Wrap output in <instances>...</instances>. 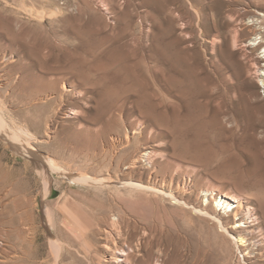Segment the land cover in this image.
Instances as JSON below:
<instances>
[{"label":"rangeland","instance_id":"obj_1","mask_svg":"<svg viewBox=\"0 0 264 264\" xmlns=\"http://www.w3.org/2000/svg\"><path fill=\"white\" fill-rule=\"evenodd\" d=\"M32 7L37 21L20 17L26 48L33 50L43 35H53L62 40L58 58L80 53L101 70L97 85L88 90V108L81 105L80 114L49 107L13 109L30 147L4 141L0 134V264H87L96 247L84 223L94 221L102 204V214L110 218L107 203L121 197L143 219L127 222L126 238L145 240L143 249L153 259L156 240L172 245L195 240L197 264H264V114L257 109L258 101L264 104V89L253 76L233 71L235 63L245 67L262 50L252 54L245 46L251 37L245 29L239 44L232 43L240 28L236 20L243 17L250 24L254 14H264V0H38ZM166 52L172 59H166ZM140 61L147 68L142 77L124 79L125 67L134 69ZM116 97L119 115L103 116ZM146 103L161 116L199 117L209 132L202 147L216 157L180 158L182 146L174 142L183 138L179 128L154 126V133L147 131L154 136L139 131L137 120ZM143 147L152 149L151 158L140 157ZM51 159L75 177L81 171L119 182L111 183L110 191L73 183L62 171L49 169ZM247 169L255 172L248 175ZM130 179L156 185L164 194L120 184ZM221 194L244 200L234 209L236 215L220 205ZM214 212L224 229L246 237L245 247L237 250L229 235L204 215ZM239 223L244 225L236 227ZM94 257L101 258V250ZM182 260L193 262L188 255Z\"/></svg>","mask_w":264,"mask_h":264},{"label":"bare ground","instance_id":"obj_2","mask_svg":"<svg viewBox=\"0 0 264 264\" xmlns=\"http://www.w3.org/2000/svg\"><path fill=\"white\" fill-rule=\"evenodd\" d=\"M47 1L48 0H41V3H45ZM37 4L38 0H0V96L2 99L0 101V134L2 135L4 141L8 140L12 142V144L17 145L23 144L26 147H30L28 140H26L25 138L28 136V133L22 127V124L21 126H19L17 125V121H14L16 120V117L12 115L14 114L13 109H17L19 111L22 110L21 108H25L26 110L49 107L52 109H56V111L59 112L65 109H69L71 115L72 113H74L75 115L79 111L83 112L84 109H82V107L88 108V100L89 98H91V96L88 95V90L97 85L95 76L97 75V72H100L101 70L98 65L92 64L90 60H88L85 56H82L83 54L80 53L67 52V54L62 56V58H58L56 55V51H60L59 48L61 46V39L53 35H43L40 46L37 48L35 47L33 50L26 48V44L24 42V27L22 21L20 20V17L24 15L29 19H34L37 21L39 15L32 9V6H36ZM7 9H9V11H7ZM8 12L10 13L9 18L6 17ZM5 13L6 16H4ZM232 19L235 18L233 17ZM236 21V23H240V28L239 30L236 29L234 31L232 43H238L237 39H239V36L241 35L242 31L244 32L245 29L251 33L250 35L252 37H249V39H247L248 43H246L245 46L250 49L251 53H256L257 51L262 50V56H251L248 59V64H245V67L240 65L239 63H235L233 66V71L237 76H239L242 72H245L247 75L253 76L254 79L257 80V84H260L259 87H262L264 89V14H254L251 18V23L248 25L246 24L243 17H240V19L238 18ZM214 45L216 46L215 42ZM167 54L169 55V53ZM171 54L174 56L173 53ZM166 55H164L163 58H166L168 56ZM214 55L215 59H219V54L216 53ZM170 56L171 55H169L166 59H172V57ZM161 57L159 58V56H155V60H161ZM168 61L171 62L173 60ZM171 63L169 64L172 65ZM144 71L146 72L147 68L145 64H143V61H140L138 66H134V69L128 66L125 67L123 76L124 79H129L133 76H137L140 78L142 77ZM230 73L232 72L230 71ZM233 80L231 79V81ZM253 97L255 98V100H260L257 93H253ZM117 98L119 97H116L112 102H110L109 107L104 110L103 116L115 114L119 115L122 108L120 109L121 105H118L119 99ZM250 98L252 99V96ZM89 101H91V99ZM258 102L257 109L262 114H264V104H258ZM152 108V104L146 103L145 109L141 111V116L139 117L140 119L137 120L140 128V130L138 129L139 131H142L143 133H148L147 131H149L150 133H154V126L157 128L165 127L173 130L179 128L178 130L183 135V138L178 139V136L177 139L174 140V142L175 145L182 146V152H178V156L180 158L191 161H204L207 158L216 157V154H209L207 150H204L202 147L206 144L205 140H208L209 138V132H207L206 129L202 126L203 122L201 125L199 117L192 114H187L184 116L176 114H172L169 116L167 114H164V116H161L152 111ZM82 112L81 115L84 116L85 114H82ZM84 112L87 113L88 111ZM86 120L88 121L89 119ZM262 121H264V116L262 117ZM151 135L149 134V136ZM149 136L148 139L151 140L154 135L152 137ZM151 153H153L152 149L148 150L147 148L143 147L142 151L140 152V157L149 156ZM136 161L137 159H135L130 165L135 166ZM47 164L49 166V169L52 168L57 169L58 171H62L65 176H67L66 178H69L73 183L91 187L94 186L95 188L100 187V189L104 188L110 191L113 190L111 183L119 182L115 181L112 178L90 176L87 173L81 171H79L77 173L78 176L75 177L72 172L64 169L53 159L47 162ZM150 164L153 163L150 162ZM245 171L248 175L255 172V170L253 169H247ZM120 184L122 186L154 193L156 195L158 193L164 194V191L155 187L156 185H151L149 182L144 184L141 182H132V180L130 179L129 181L123 180ZM204 195H207V193L204 192ZM122 198L123 197H121V200H114L107 203L108 206L106 208L107 211L110 212V218H107L105 214H102L103 209H105V206H103L102 204L99 207L102 212L96 215L94 221H92L91 218L90 221H86L84 223L85 225H87V228L84 231H86L85 233H87V236H89V240H92V245L96 247V250L94 252L92 251L93 253H91L89 257H86L87 264H182V258L185 255L192 257L193 262L191 264L198 263L200 254L195 240H181L180 242L178 241V243L175 242L176 244L174 245L171 244L173 242L170 243L168 242V240H156L155 246L151 247L155 248L156 253V258L153 259L150 256L151 251L146 252L143 249L145 240H138L136 238V243H134L135 239H133L132 237L126 238L124 229L129 227L127 222L132 221L134 223H139L143 222V219L142 214L131 208L127 204L128 202ZM220 198L221 199L219 200V203L224 207V210H226V208L228 207H231L230 212L234 213L235 215L236 211L234 209L237 206L241 208L244 201L243 199H239L233 195L230 196L228 194H221ZM140 199L142 198L140 197ZM214 202L217 206L216 199ZM261 203H264V201ZM232 204L235 205L233 206ZM107 211L105 212L107 213ZM205 214L207 216H210L211 219L214 220L218 224V226L229 235V238L233 241L237 250H241L242 248L240 247L246 246V237L241 235L240 231H236V233L234 232V234L233 230L229 232L226 228L224 229L221 219L218 217L219 215L217 213L214 212L212 215H209L208 213H204V215ZM246 214L248 220L251 219L252 215L249 210H247ZM243 225L244 223H239L236 227H241ZM57 236L59 235H56V237ZM35 238L36 237L31 238V240L33 239L35 241ZM121 238H124V240H122ZM35 247L34 249H37ZM170 249L172 253L169 252ZM98 250H101L102 257L96 259L94 256L95 253L98 252ZM181 251L183 252V254L180 253ZM38 256L36 255L35 257ZM59 258L61 261H64L66 259L64 256L63 258ZM27 261L29 262V260ZM38 262H33L32 264H38ZM59 262L57 264H59Z\"/></svg>","mask_w":264,"mask_h":264}]
</instances>
